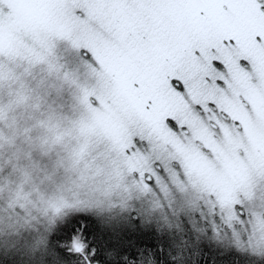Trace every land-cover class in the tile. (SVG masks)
<instances>
[{"label": "snow or ice", "instance_id": "obj_1", "mask_svg": "<svg viewBox=\"0 0 264 264\" xmlns=\"http://www.w3.org/2000/svg\"><path fill=\"white\" fill-rule=\"evenodd\" d=\"M53 36L97 85L75 177L0 204V264H264V0H0V55Z\"/></svg>", "mask_w": 264, "mask_h": 264}, {"label": "trees", "instance_id": "obj_2", "mask_svg": "<svg viewBox=\"0 0 264 264\" xmlns=\"http://www.w3.org/2000/svg\"><path fill=\"white\" fill-rule=\"evenodd\" d=\"M59 46L58 51H61V46H65L77 52L80 58V61L74 58L69 64L68 74L84 76L87 67L94 72L93 68L97 67V62L90 52L86 54L84 49L75 47L70 39ZM8 58L10 57L0 55V60L7 62ZM4 65L1 64L0 70L4 69ZM9 74V80L0 82V109H4L3 118H0V136L6 138L0 139V188L3 189L0 191V204L8 199L12 190L21 185L24 172L31 177L29 182L23 183L24 191L29 192L33 185H36L45 196L58 195L59 193H53L56 187L66 183L69 177H75V173L69 168V153L77 144L74 124L80 120L17 117L21 112L35 116V86L28 87L26 99L16 102L17 97L21 95L17 89L19 81L24 79L25 75L20 72ZM83 82L72 81L69 84L70 94L64 100L71 102L77 114H83L81 119L88 115L86 106L82 103L83 89L95 86L94 79H90L88 75L87 80ZM67 130H72V134L64 135L61 141L54 142L57 133ZM99 147L100 145H97V148ZM95 151L96 149L93 154ZM46 176H50L51 180L45 179Z\"/></svg>", "mask_w": 264, "mask_h": 264}, {"label": "rangeland", "instance_id": "obj_3", "mask_svg": "<svg viewBox=\"0 0 264 264\" xmlns=\"http://www.w3.org/2000/svg\"><path fill=\"white\" fill-rule=\"evenodd\" d=\"M26 42L33 44L34 41L27 37ZM67 38H49L50 51L46 58L39 62H29V60L16 56L8 58L7 62L0 60L4 65L5 72L13 73L20 72L25 75L24 79L19 81L18 91L25 97V93L30 85L35 86V116L21 112L17 117L26 119H40V118H63L81 120L82 113L77 114L71 105V102H64L69 96V84L72 81L85 82L87 75L94 79L95 86L97 85V76L87 67L84 76L70 75L67 72L69 64L74 58H79L77 52L72 49L61 46V51H58L60 44H65ZM39 47V45H36ZM6 62V63H5ZM23 64V65H22ZM85 78V79H84ZM0 80V82H6ZM83 82V83H84ZM94 86V87H95ZM15 97V96H14Z\"/></svg>", "mask_w": 264, "mask_h": 264}, {"label": "clouds", "instance_id": "obj_4", "mask_svg": "<svg viewBox=\"0 0 264 264\" xmlns=\"http://www.w3.org/2000/svg\"><path fill=\"white\" fill-rule=\"evenodd\" d=\"M71 177H69V179H70Z\"/></svg>", "mask_w": 264, "mask_h": 264}]
</instances>
